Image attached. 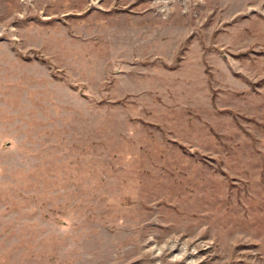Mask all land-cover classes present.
Masks as SVG:
<instances>
[{
	"label": "rangeland",
	"instance_id": "obj_1",
	"mask_svg": "<svg viewBox=\"0 0 264 264\" xmlns=\"http://www.w3.org/2000/svg\"><path fill=\"white\" fill-rule=\"evenodd\" d=\"M0 264H264V0H0Z\"/></svg>",
	"mask_w": 264,
	"mask_h": 264
}]
</instances>
